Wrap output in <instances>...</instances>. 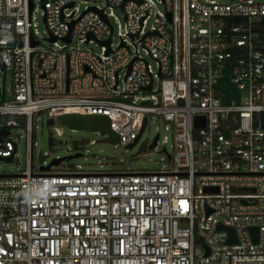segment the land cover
<instances>
[{
  "label": "built area",
  "instance_id": "2783aa9c",
  "mask_svg": "<svg viewBox=\"0 0 264 264\" xmlns=\"http://www.w3.org/2000/svg\"><path fill=\"white\" fill-rule=\"evenodd\" d=\"M122 2L0 0V127L27 139L26 169L0 174V264H264V0ZM66 114L125 147L155 120L172 154L157 133L156 172L34 170L35 117L61 136Z\"/></svg>",
  "mask_w": 264,
  "mask_h": 264
},
{
  "label": "rangeland",
  "instance_id": "374dc122",
  "mask_svg": "<svg viewBox=\"0 0 264 264\" xmlns=\"http://www.w3.org/2000/svg\"><path fill=\"white\" fill-rule=\"evenodd\" d=\"M114 15L121 20L119 10H114ZM38 28L41 34L45 31L38 15ZM113 27L111 35V44L114 48L118 44L115 22L110 19ZM88 48L99 52V47L93 44L87 45ZM152 69L153 62L148 61ZM0 86L3 91V99L8 100L11 96V74L9 70L0 74ZM61 128L62 135L56 136L53 127L45 125V115H37L33 122V167L38 170V166L48 165L55 158H66L75 154L81 157L71 160H62L58 166H51V172H62L64 167L81 165L85 173H110V172H150L158 171L166 163V156L160 152L162 144L158 148L149 149V144L158 133L160 139L165 134L161 125L153 120L150 125L144 129L138 141L131 147L126 148L123 144L111 141H102L98 132H88L84 130H70L67 127L55 122V125ZM169 135V142L165 145L166 153L172 154V141ZM167 135V136H168ZM51 137L54 145L50 148L47 144V138ZM11 141L17 145L16 153L11 162L0 161V174H18L26 169V133L23 127H0V142ZM101 165V167H100Z\"/></svg>",
  "mask_w": 264,
  "mask_h": 264
},
{
  "label": "water",
  "instance_id": "95a60500",
  "mask_svg": "<svg viewBox=\"0 0 264 264\" xmlns=\"http://www.w3.org/2000/svg\"><path fill=\"white\" fill-rule=\"evenodd\" d=\"M127 1L123 0L122 4ZM139 2V1H138ZM122 4L119 8L122 7ZM44 21V20H43ZM50 41H54V39H49ZM66 41L68 42V37H66ZM109 39L106 41V45L108 46ZM0 69H3V66H0ZM149 86L144 89V91L149 90ZM57 122L60 125H63L67 127L70 130H84L88 132H98L99 135L102 138V141H111V142H118V137L116 134H114L109 126V121L104 116H98V115H78V114H66V115H60L56 118ZM53 123L52 119H47L45 121V125L47 127L51 126ZM145 123V120L143 121V125ZM197 124V123H196ZM157 139V135L154 137L152 144L149 146V148H153L155 146V141ZM137 142V139L134 140L131 144L127 145L126 148H131L135 143ZM47 144L50 148L53 145V141L51 137L47 138ZM80 157V154H75L73 156H68L66 158L61 159H53L51 162L45 166L41 167V172H48L51 166H57L60 160H71L73 158ZM0 161H4L5 163L11 162V157L8 158H2L0 157ZM208 191V190H207ZM218 229L223 230L227 232L229 235H234L232 229L230 228H224V227H218ZM250 232L256 233L255 229H251Z\"/></svg>",
  "mask_w": 264,
  "mask_h": 264
}]
</instances>
